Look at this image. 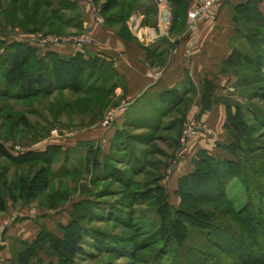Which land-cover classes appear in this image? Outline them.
<instances>
[{"label": "rangeland", "instance_id": "1", "mask_svg": "<svg viewBox=\"0 0 264 264\" xmlns=\"http://www.w3.org/2000/svg\"><path fill=\"white\" fill-rule=\"evenodd\" d=\"M117 4L116 0H0V91L4 85V57L16 45L31 49L35 53L36 63L41 61L43 72L50 74V68L54 66L51 64L50 54H55L59 59L79 58L84 82L79 87L78 80L73 88L66 87L51 95L29 99L0 95V145L8 153L3 154L0 149V187L6 182L3 186L8 209H19L12 212L14 216L11 223L4 224V230L6 232L18 220L37 217L44 218L42 221L50 219L46 222L51 228L41 226V230H54V234L63 237L61 224H69L77 215L86 217L82 227L87 234L83 245L84 253L76 259V264H235L236 254L238 257L240 254H223L209 238L210 229H213L217 240L234 242L235 237L231 234L227 237H223L222 233L218 235L217 228L226 229L223 223L218 225L219 223L206 221L208 225H204L199 220H192L193 224L185 221L189 227L186 237L180 238L181 230L176 229L172 233V228L169 231L165 229L169 226L166 219L161 225L155 206L133 203L131 195L135 194L129 192L146 191L150 186L161 184L166 190L172 212L181 207V197L176 192L173 194L176 178L174 173L179 168L176 169L180 160L176 154L180 147L184 149L190 142L199 139H205L211 145L204 151L220 160L224 157L231 158L226 150L230 147L241 156L237 155L246 166L257 163L259 156L264 157V130L257 120L258 116L263 117L264 100L251 97L252 92L264 86V65L235 71L239 76L250 79L254 74L260 75V80L250 88L236 87L240 81L237 77L233 83L225 85L219 80V88L210 100L212 107L205 111L204 106L198 104V110L202 114L210 112L216 103L225 107L226 104L231 105L229 114L226 107V117L220 132L200 121L197 115L192 117L193 110L190 107L194 103L193 99L186 101L185 106L188 107L176 111L170 120L158 119L162 127L160 130L151 125L154 120L150 125H146L145 120L135 125L123 123L121 116L126 113L121 112L111 122L109 114L125 106L127 102L115 104L110 92H106L113 84L111 64L101 58L100 53L95 55L97 53L90 51L96 48V34L90 29L85 30L83 25L86 24L84 18L88 10L92 12L96 23L105 25V17L110 15ZM170 6L169 3V9ZM190 8L187 9L186 17ZM261 8L264 11V0ZM73 25L79 29H71ZM257 27L261 28L258 35L264 38V25ZM255 31L253 28L243 27L244 36L249 38ZM83 36H90V41L83 44L66 42ZM238 37L240 39L236 50L242 52L244 58L251 56L248 53L251 51L248 40L243 36ZM61 50L75 54L66 57ZM67 69L64 68L68 71ZM57 80L61 83L69 82L62 75ZM96 88L103 90L92 92ZM238 109L248 117L246 120L249 127L256 128L250 138L246 136L240 141L230 135L227 127L229 115L235 116ZM180 112L186 115L180 118ZM180 119L183 122L179 124ZM175 120L179 121L174 123ZM188 122L196 124L195 131L198 135L184 140L183 133ZM95 134L100 138L99 141L93 140ZM251 141L253 144L249 145ZM89 144L100 148V153L87 155ZM250 147L257 153L249 155ZM215 152L222 153L218 155ZM34 153L40 154L33 155ZM9 155L16 160H10ZM30 157L36 159L30 160ZM136 157L140 164L146 162L145 171L138 177L133 176L130 167V164L134 166ZM106 164L108 168L105 167ZM135 166L139 167V164ZM127 179L136 183L130 190L122 184ZM39 187L41 189L36 192ZM196 191L194 193L199 195ZM201 191L205 192V189ZM226 191L234 208L239 210L246 204V191L240 178L229 180ZM86 203L92 205L91 216L84 209ZM217 205L207 199L203 208L216 209L217 212L227 210ZM94 208L98 210L95 211ZM220 217V221L227 220L231 223L230 216ZM171 224L170 220V226ZM95 231L104 232L105 241L98 239ZM0 235L2 236V232ZM259 238L263 239L261 236ZM46 257L50 264H58L55 254Z\"/></svg>", "mask_w": 264, "mask_h": 264}, {"label": "trees", "instance_id": "2", "mask_svg": "<svg viewBox=\"0 0 264 264\" xmlns=\"http://www.w3.org/2000/svg\"><path fill=\"white\" fill-rule=\"evenodd\" d=\"M116 1L118 2L117 5H119L120 2L118 0ZM169 3L174 17L176 18L188 9L187 0H169ZM123 4L129 8L128 11L131 12L136 8L137 0H126ZM262 5L263 0H249L234 9L237 34L248 40V46L251 47V51L248 53L251 54V56H245L244 58L242 52L235 49L226 63L224 74L233 71L232 73L237 78H240L239 85L236 86L240 89L250 88L258 82V79L260 80V75L254 74L253 78L250 79L239 76L237 72L242 69H249V67H254L255 69L257 66L259 67L260 64L264 65V38L258 35V31H260L261 28L257 27L264 25V11L261 8ZM243 27H250L256 31L252 36L250 35L249 38L247 35L244 36ZM50 60L52 61L51 64L54 65L52 68L49 67L52 71L51 74L49 72H43L41 69V66H43L40 63L41 61L36 63L35 53L31 49H25L22 45L11 47L3 60V66L5 68V71L2 74L4 85L3 90L0 91V95L7 97L11 96L16 99H29L40 95H51L54 91L64 88L66 89V87L69 89L73 88L78 80H80L78 83L79 87L80 85L82 86L84 82L81 72L82 67L79 65V58L73 60L59 59L55 54H50ZM255 63L259 65H256ZM49 68H47L48 71ZM64 68H68V71L64 70ZM61 75L64 77V80H68L69 82L61 83L58 81L57 77H60ZM218 81V79L205 81L201 95V104L204 106L205 111L212 107L210 100L214 97L219 88ZM101 90L103 89L96 88L92 92H99ZM88 92H91V90ZM251 97L253 99L264 100V86H261L259 90L252 92ZM162 98H164L163 103L165 106H168V111L170 112L188 107L185 106L187 100L184 97H179L177 91L166 93L165 95H162ZM226 107L229 109V114L231 105L226 104ZM238 110L239 111L235 116L229 115L227 126L230 135L235 138L236 141H240V139L245 138L246 136L250 138V134L256 129L254 127H249L246 120L248 117L242 114L243 112L241 109ZM179 114L181 117L186 115L184 112H180ZM262 116L263 117L258 116L259 118L257 120L264 130V114ZM7 118L11 117L7 116ZM178 121L179 120H175L174 123H177ZM139 122L130 124L135 125ZM181 122H183V119H180L179 124ZM145 123L146 125L151 124L150 122ZM154 127L156 130L162 128L159 123ZM253 141L255 143V140ZM252 144V141L249 142V145ZM0 147L1 151H3L2 153L6 154L7 152H4L5 150H3V147L1 145ZM100 150L101 149L95 145L89 144L87 155H94V153L98 152L100 153ZM226 150L231 155V158L224 157L220 160L204 150L196 155L193 159V170L179 180V189L176 191V194L181 197L182 204L181 207L173 209L174 212H172V208L169 206L170 203L166 196V190L161 184L153 187L150 186L146 191H130V194H135L131 195V200L133 203L138 202L142 205L148 203L151 207L155 206L159 218L161 219V225L162 221L166 219L169 226H166L165 229L169 231L170 228H172L170 231L172 233L176 229L181 230L180 238L186 237L189 227V224H186L185 221L190 224H193L194 221L196 222L198 220L202 223L204 222V225H208L206 221L215 222L216 224L219 223L218 225L224 224L226 229L217 228V230L219 229L218 235H221L222 233L223 237H227V235L231 234L235 237L234 242L230 240L231 243H224L221 239L217 240L213 235V229H210V241L214 242L218 249L225 255L235 252L240 254V257L236 254L234 259L235 264H264V157L259 156V161L257 163L246 166L240 158L241 156L235 150L232 151L231 147ZM248 150L249 155L257 153L251 147ZM261 151L262 150H259V152ZM8 152L10 153V151ZM39 154L40 153H34L33 155ZM36 157H30L29 159L34 160ZM9 158L12 161L16 160V158H13V156L10 157V155ZM137 158L138 157H136L134 161V166L130 164L134 177L140 176L142 172L145 171L146 167V162L140 164ZM136 164H139V167H136ZM105 167L108 168V164H106ZM135 168L139 169L136 170ZM236 177L241 179L247 196L246 204L239 210L234 208L226 191L227 182ZM208 183H212L213 185L210 186ZM122 184H124L127 190H130L134 184L136 185L132 179H127L126 182H123ZM3 185H6V182L3 183ZM3 185L0 187V214L8 211V202ZM202 185L204 186L202 187ZM142 187L144 186H140V188ZM203 188L205 189V192L201 191ZM38 189L41 188H36V192ZM196 190L199 195L194 193ZM206 190H209L210 192L208 193ZM212 192H214V195ZM207 199L211 200L214 205L218 204V207L221 205L227 210L222 209V211L217 212L216 209L208 210L203 208V203ZM84 207L85 211H88L87 215H93L90 212L93 209L90 203H86ZM94 210L96 211L98 208H94ZM220 215L224 217L226 215L230 216L231 223H228L227 220L220 221ZM181 218H183L184 221ZM85 220L86 217H77L76 215L72 218V222L65 226L61 225L63 237L57 236L48 229H42L33 242L24 245L25 248L18 257V263L45 264L40 255L43 254L50 256L51 254H55L58 257V264H76V259L84 253L83 245L86 243L85 236L87 232L83 229L82 224ZM170 220L172 221L171 226ZM223 230L225 233H223ZM257 234L258 236L256 237ZM177 235L179 237V234ZM95 236L102 241H105L106 239V234L101 231H95ZM260 236L263 237V239H260ZM48 264H50V262H48Z\"/></svg>", "mask_w": 264, "mask_h": 264}, {"label": "crops", "instance_id": "3", "mask_svg": "<svg viewBox=\"0 0 264 264\" xmlns=\"http://www.w3.org/2000/svg\"><path fill=\"white\" fill-rule=\"evenodd\" d=\"M187 1L189 9L196 0ZM225 1L217 20L200 21L190 33L186 30L187 11L176 18L171 8L165 16L155 0H137L136 8L131 12L123 4L126 0H119V5L105 17V25L101 26L88 10L83 27L92 30L97 38L96 48L90 51L97 53L95 55L100 53V57L111 64L113 84L106 92H110L115 104H130L126 114L121 116L123 123L154 120L153 124L158 125V119L170 120L176 111H168L162 95L177 91L179 97L187 101L193 99L192 117L197 115L200 121L210 124L216 131L222 130L226 107L216 103L210 112L202 114L198 104H201L206 80L218 79L225 85L233 83L236 78L232 72L224 74V69L240 39L234 9L249 0ZM71 29L79 28L73 25ZM61 52L66 57L75 54ZM94 137L93 140H100L96 134ZM210 146L205 139H199L184 149L180 147L176 154L180 160L174 173L173 194L179 180L193 170L196 155ZM216 153L221 155L222 152ZM17 210L11 207L0 214L3 242L0 264H19L18 257L24 245L35 240L41 226L51 228L46 222L48 219L42 221L44 218L28 217L11 224L5 232L3 225L11 223L12 212ZM40 257L49 262L45 255Z\"/></svg>", "mask_w": 264, "mask_h": 264}, {"label": "built area", "instance_id": "4", "mask_svg": "<svg viewBox=\"0 0 264 264\" xmlns=\"http://www.w3.org/2000/svg\"><path fill=\"white\" fill-rule=\"evenodd\" d=\"M159 10L166 16L165 12H169V3L167 0H155ZM225 0H196L195 4L190 8L187 17L186 30L188 33L192 32L200 21H215L220 14V7H222ZM90 36L74 37L73 40H66L67 43H80L83 44L90 41ZM130 104H127L117 111H113L109 114L111 122L115 120L118 113H126ZM108 125V120L106 121ZM196 124L193 122H188L187 127L184 130V140L192 139V137L198 134L195 131ZM19 148H17L18 151ZM16 151V150H15ZM16 151V152H17ZM20 152V151H19ZM2 244V236L0 235V247Z\"/></svg>", "mask_w": 264, "mask_h": 264}, {"label": "water", "instance_id": "5", "mask_svg": "<svg viewBox=\"0 0 264 264\" xmlns=\"http://www.w3.org/2000/svg\"><path fill=\"white\" fill-rule=\"evenodd\" d=\"M165 14L167 15V14H168V12H165Z\"/></svg>", "mask_w": 264, "mask_h": 264}]
</instances>
